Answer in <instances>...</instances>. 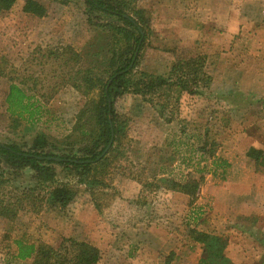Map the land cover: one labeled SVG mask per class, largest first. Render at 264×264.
Wrapping results in <instances>:
<instances>
[{
  "label": "rangeland",
  "instance_id": "1",
  "mask_svg": "<svg viewBox=\"0 0 264 264\" xmlns=\"http://www.w3.org/2000/svg\"><path fill=\"white\" fill-rule=\"evenodd\" d=\"M25 1L0 16V143L30 151L42 133L53 155L86 157L92 151L89 137L69 138L77 115L100 90L86 96L82 78L89 67L98 66L96 55L104 46L99 31L121 24L97 14L93 28L80 0H37L47 9L44 18L25 14ZM130 1L154 17L136 77L168 76L179 59L199 55L206 58L213 84L199 96L166 87L155 95L131 92L119 99L115 110L127 120L125 134L107 164L91 174L107 186L96 197L102 213L75 174L60 164L47 165L58 185L78 189L79 198L65 214L52 209L46 197L40 209L17 212L13 222L0 216V264H32L14 260L19 239L53 246L63 239L86 242L102 252L104 264H166L171 254L174 264H199L203 248L190 239L188 227L198 229L214 217L210 193L224 185L231 168L214 172L213 162L223 154L245 156L253 146L264 150V97L251 94L260 85L264 91L263 79L259 84V75L253 74L255 39L264 30L258 4L264 0ZM12 84L40 108L33 124L13 128L6 104ZM256 173L264 176V169ZM35 175L1 164L0 181L3 177L9 183L0 185V206L8 199L17 204V194L35 185ZM200 178L197 195H186L179 187ZM218 195L225 201L222 191ZM233 221L260 233L256 216H234Z\"/></svg>",
  "mask_w": 264,
  "mask_h": 264
},
{
  "label": "trees",
  "instance_id": "2",
  "mask_svg": "<svg viewBox=\"0 0 264 264\" xmlns=\"http://www.w3.org/2000/svg\"><path fill=\"white\" fill-rule=\"evenodd\" d=\"M80 1L87 8L89 23L93 28L97 26L93 23L97 14L116 19L121 24H108L104 26L107 31H99L104 46L101 47L102 54L96 55L98 66L89 67L82 78L85 95L89 97L97 89L100 90L99 97L87 101L86 110L77 115L69 139L83 141L89 137L92 151L83 158L55 156L48 150L49 138L42 133L37 136L30 151H24L16 144L0 143V165L4 164L20 171L30 169L36 173L33 177L36 178L35 185L17 194V204L8 199L0 206V216L10 221L16 218L17 212H36L43 206L46 197L47 204L62 214L76 204L80 191L58 185L54 169L47 166L51 164L63 165L70 174H75L77 183L86 188L96 209L102 213L101 203L96 197L98 190L107 186L91 174L99 166L107 164L111 154L116 152L115 144L125 134L127 120L115 110L117 101L131 92L146 97L155 95L166 87L176 88L182 95L187 93L189 96H199L201 90H209L213 84V78L206 70V58L199 55L179 59L168 76L141 73L136 77L134 71L138 66L139 55L144 49L146 37L152 30V12L133 7L130 0ZM18 3L19 0H0V16L13 11ZM22 11L38 18L47 15L46 7L37 0H26ZM176 74L178 77H175ZM32 100L33 97H29L19 86H10L6 104L14 129L21 124H33L34 120H37L36 116L41 111L39 107L38 110L34 108ZM110 145L108 153L104 156ZM247 157L255 162L257 171L264 169V150L253 146L248 150ZM54 158L61 161L57 162ZM213 166L216 172L221 168L225 170L230 165L224 159L216 158ZM1 178V186L9 183V180ZM202 185L203 178H200L190 180L179 187L186 195L194 196L201 191ZM44 190H48V193L42 196L41 191ZM188 228L190 239L203 248V257L199 264H232L226 256L227 238ZM251 233L264 245V237L260 233ZM14 244L16 252L13 258L19 262L32 260V264H104L102 252L86 242L63 239L58 246H53L19 239ZM173 258L174 254H171L166 264H174Z\"/></svg>",
  "mask_w": 264,
  "mask_h": 264
},
{
  "label": "crops",
  "instance_id": "3",
  "mask_svg": "<svg viewBox=\"0 0 264 264\" xmlns=\"http://www.w3.org/2000/svg\"><path fill=\"white\" fill-rule=\"evenodd\" d=\"M258 6L264 13V2ZM255 44L258 56L253 57L256 62L253 74L259 75L255 79L259 83V80H264V30L256 37ZM232 65L229 64L230 69L234 70ZM245 67L242 66V70ZM262 86L258 87L260 91L256 90V93L251 94H256L254 97L258 98L264 97ZM222 159L231 166L226 176L227 180L223 186L210 193L214 198L216 211L214 217L201 224L198 230L227 238L226 256L232 264H264V245L252 236V230L245 228L247 226H243L244 223L240 225L233 221L234 216L243 220L256 216V227L264 235V176L256 173L255 162L247 157V153L239 158L235 155L223 154ZM237 190L239 193H236ZM220 191L224 193L225 201H222L218 195ZM203 195L206 197L204 193Z\"/></svg>",
  "mask_w": 264,
  "mask_h": 264
},
{
  "label": "water",
  "instance_id": "4",
  "mask_svg": "<svg viewBox=\"0 0 264 264\" xmlns=\"http://www.w3.org/2000/svg\"><path fill=\"white\" fill-rule=\"evenodd\" d=\"M112 143H113V141H112ZM112 143H111V145H112ZM111 145H110V146L108 147V149L105 151L104 156L108 153V151H109ZM54 160L57 161V162L61 161L60 159H57V158H54Z\"/></svg>",
  "mask_w": 264,
  "mask_h": 264
}]
</instances>
